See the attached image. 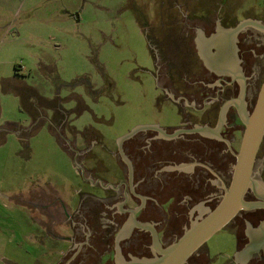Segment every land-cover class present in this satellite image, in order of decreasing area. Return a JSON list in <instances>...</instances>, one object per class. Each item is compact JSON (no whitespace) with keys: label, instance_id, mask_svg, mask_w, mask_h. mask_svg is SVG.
<instances>
[{"label":"flooded vegetation","instance_id":"flooded-vegetation-1","mask_svg":"<svg viewBox=\"0 0 264 264\" xmlns=\"http://www.w3.org/2000/svg\"><path fill=\"white\" fill-rule=\"evenodd\" d=\"M148 3L138 18L158 87L181 122L139 128L107 152V163L103 151L101 158L94 153L100 142L82 137L77 165H85L81 176L96 193L82 194L71 212L41 206L48 236L67 245L53 264H150L177 232L214 212L231 187L244 122L264 83V0ZM49 106L62 134L66 115ZM245 202L224 229L236 235V252L252 239L263 257L264 137ZM203 248L186 264H204Z\"/></svg>","mask_w":264,"mask_h":264},{"label":"rangeland","instance_id":"rangeland-1","mask_svg":"<svg viewBox=\"0 0 264 264\" xmlns=\"http://www.w3.org/2000/svg\"><path fill=\"white\" fill-rule=\"evenodd\" d=\"M150 1L0 0V264H53L67 247L48 236L39 211L71 212L82 194L96 193L81 176L85 165H77L82 137L100 142L94 153L103 151L107 163V152L139 128L181 122L158 87L138 18ZM22 83L35 92L28 95ZM23 92L45 113L35 123ZM47 104L65 113L62 134ZM10 122L23 126V138ZM237 247L236 235L221 230L205 244L204 264H230Z\"/></svg>","mask_w":264,"mask_h":264},{"label":"water","instance_id":"water-1","mask_svg":"<svg viewBox=\"0 0 264 264\" xmlns=\"http://www.w3.org/2000/svg\"><path fill=\"white\" fill-rule=\"evenodd\" d=\"M246 130L234 168L230 189L217 209L186 230L173 245L160 250V257L150 264H186L210 238L223 230L237 213L248 206L246 193L252 183V174L259 146L264 137V83L260 89L253 112L245 120ZM129 134L120 142L131 138Z\"/></svg>","mask_w":264,"mask_h":264},{"label":"crops","instance_id":"crops-1","mask_svg":"<svg viewBox=\"0 0 264 264\" xmlns=\"http://www.w3.org/2000/svg\"><path fill=\"white\" fill-rule=\"evenodd\" d=\"M18 81V79L16 78H10L9 80H7L8 82L10 81ZM25 90L29 93L35 92L33 90V88L29 87L27 84L22 83ZM24 94V95H23ZM23 94L20 95L21 99H25L27 97H25V93L23 92ZM31 97L27 98V102L26 105L30 108H28L27 110V114L29 115L30 119L35 123L39 118L43 117L40 116V114L42 113V115H44V112H40V114H37L38 110L35 108L34 103L32 102V100L30 99ZM45 101H48L46 99H44ZM48 110V109H46ZM33 111V112H32ZM51 111V110H49ZM54 125V123H53ZM7 128L9 127L11 131H14L15 133L19 134L21 136V138H23V136L19 133L21 131V129L23 128L22 125H20L19 123H6ZM55 129V127H54ZM250 230H254L251 226L249 227ZM252 239H250V241H248L247 244H244V246L242 247V249L239 252H236L235 255L233 256L234 261L233 264H253V262H257L259 260H261L263 258V263L264 264V241H261L259 244V249L258 250H263V257L261 256V253L258 251L255 255V252H253V246L255 245Z\"/></svg>","mask_w":264,"mask_h":264},{"label":"trees","instance_id":"trees-1","mask_svg":"<svg viewBox=\"0 0 264 264\" xmlns=\"http://www.w3.org/2000/svg\"><path fill=\"white\" fill-rule=\"evenodd\" d=\"M47 103H49V102H47Z\"/></svg>","mask_w":264,"mask_h":264}]
</instances>
